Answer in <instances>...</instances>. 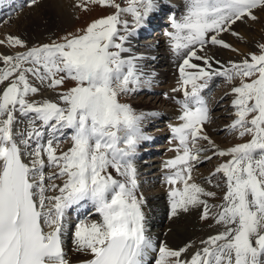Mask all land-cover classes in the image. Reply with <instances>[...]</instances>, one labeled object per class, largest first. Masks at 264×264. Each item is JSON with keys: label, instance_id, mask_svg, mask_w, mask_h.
<instances>
[{"label": "snow or ice", "instance_id": "snow-or-ice-1", "mask_svg": "<svg viewBox=\"0 0 264 264\" xmlns=\"http://www.w3.org/2000/svg\"><path fill=\"white\" fill-rule=\"evenodd\" d=\"M37 4L30 0V6ZM90 4L115 11L60 42L0 55V84L7 82L0 93V264H70L68 213L89 207L99 220L90 219L93 212L80 218L77 211L72 232L73 250L90 256L82 264H264V44L257 45L258 54H248L250 59L220 68L213 67L212 56L200 54L209 44L237 51L220 34L238 21L257 20L254 10H264V0H185L182 15L169 17L171 31L165 34L181 59L179 86L172 91L183 92L176 101L181 122L170 126L177 155L164 164L171 170L165 180L173 186L169 217L202 206L200 219L221 226L189 259L181 257L191 243L173 249L161 241L157 250L148 234L133 158L140 141L150 137L140 128L143 114L119 99L151 83L154 73H145L138 63L145 57L124 55L131 51L125 45L162 7L158 0H125V6L117 0H78L76 6L86 10ZM5 43L25 47L13 35L0 40ZM214 76L239 79L231 89L235 119L227 130L251 138L213 152L230 159L208 178L211 183V176L222 173L227 189L221 203L210 205L202 197L216 194L189 181L192 162L205 151L197 141L215 148L202 134L210 118L202 92ZM66 80L75 83L57 93L59 102L28 98L45 87L56 90ZM66 131L71 147L57 154ZM46 133L50 138L44 143ZM46 168L56 171L46 173ZM178 181L182 188L175 187Z\"/></svg>", "mask_w": 264, "mask_h": 264}, {"label": "bare ground", "instance_id": "bare-ground-1", "mask_svg": "<svg viewBox=\"0 0 264 264\" xmlns=\"http://www.w3.org/2000/svg\"><path fill=\"white\" fill-rule=\"evenodd\" d=\"M75 2L76 1L74 0H38L37 5L30 6V0H0V24H4L3 28L0 26V40H4L6 35H13L19 37L25 42V47L9 46L7 43L0 44V55L14 56L17 52L26 51L27 48L34 46L36 43H45L48 40V34H53V31L57 27L58 29H62L71 23V21H73L74 14L76 13ZM158 2L162 7L163 12L166 11L165 8H169V12H171L169 17L175 15L176 18H179L184 11L185 0H158ZM254 11L258 17L257 20L238 21L232 25L230 32H224L220 34V38L226 43L230 44L231 47L237 51H232L231 49L209 44L205 48L204 53H200L201 55L207 54L214 58V68H220L222 65L227 66L229 61L238 62L239 60H242L247 54V51L254 47V45L258 42V37L262 35V27H264V10ZM148 24L149 22L145 27L139 29L134 36L130 37L128 43L125 46L130 47L131 51L129 53H125L124 55H141L145 57V59L138 61V63L142 65L145 73H154V75L151 76V83L142 84L139 90H142L143 92L148 91L149 93L157 90L159 92L156 91L158 94H156L157 96L154 99H157V101L165 99L167 101L169 93L167 94V92H165V89L161 84L167 81L169 78L172 80L177 78V81L173 80V82H168L169 84L167 86H169V91L170 88H177L179 86L178 67L181 59L174 56L171 52L168 42L169 38L165 34L167 31H171L170 22L165 21L162 23L163 25L169 24V26L164 27V29L160 30L154 37L152 35L149 37L140 36L141 34L147 32ZM231 32H236L238 35L234 36L231 34ZM151 59H153V61H151ZM216 60L220 61L219 65L215 63ZM194 62L201 63L200 61ZM0 67H3L2 61H0ZM29 79L32 80L34 84H37V82L31 76ZM209 85L210 81L208 87ZM6 86L7 82L0 84V93H2L3 88ZM37 86L39 87L38 84ZM167 86L164 87L166 88ZM171 94L172 95L169 96V98H178L176 93ZM28 98L30 100H41L47 98L59 102L58 95L53 90L47 89L46 87L42 88L39 94L31 95ZM140 107L148 111H156V108L150 103L143 101L136 103V108ZM172 112L175 113V111ZM156 114L159 116L158 113ZM162 114L163 113H161V115ZM157 116L155 115V117ZM178 123L176 122V125H178ZM25 126L26 121L24 123L14 125V130L15 128H23ZM174 157L175 156L168 155L165 162L169 159H173ZM170 171L171 170L162 167L161 172H163V175L161 177L164 179L165 183L159 186H161V191L164 192H159V190L157 195L154 194L150 196L149 194V196L152 198L148 197L146 199V203L151 201V199H156V204L154 206L149 205L148 208L143 206V210L147 218L146 227L148 234L153 237L156 243L157 250L161 241L165 242L173 249H178L186 244L191 243L192 246L185 254H182L181 257L182 259H189L191 255L197 251V249L202 247L200 241L206 239L210 235L216 234L221 230V226L216 225L212 219L209 223H204L202 221L199 223L196 220L197 217L195 212L188 213V211L186 212L187 214L184 215L185 219L182 217L176 218V215L172 217L170 221H168V219H170V208L167 191L169 192L170 188L173 186L169 185L164 177H166ZM45 172L47 173V168L45 169ZM113 175H115L114 171ZM160 182L161 178L157 179V183L159 184ZM181 185L182 184L178 181L175 187ZM77 211L81 213L82 210H70L68 217L70 216V213L75 215ZM166 221H168L170 224L166 225V227L161 226ZM70 234V232L67 233L65 238L67 259L69 260L70 264H82V262L89 259L90 256L85 253L73 250L72 236L68 237ZM155 254L156 252L150 253V259H152Z\"/></svg>", "mask_w": 264, "mask_h": 264}, {"label": "rangeland", "instance_id": "rangeland-1", "mask_svg": "<svg viewBox=\"0 0 264 264\" xmlns=\"http://www.w3.org/2000/svg\"><path fill=\"white\" fill-rule=\"evenodd\" d=\"M74 1H76L75 2L76 13L74 14L73 21H71V23H69L67 26H65L62 29L61 28L58 29L57 27L53 31V34L50 35L48 34V40L42 44H49L52 43L53 41L60 42V38L67 35L68 33L75 34L77 33L78 29L86 28V26L92 20L104 17L115 11L114 8L102 7L97 4H90L85 10L76 6L78 0H74ZM117 2L120 3L121 6H125V0H117ZM121 18L131 21V17L127 14H122ZM167 20H168L167 15L166 16L164 15V17L162 16L160 19L154 20V23L155 22L158 23L159 21H160L159 23L161 22L163 23ZM1 24L0 26L3 28L4 24L2 25ZM162 26L168 27L169 25L164 24ZM262 31H263L262 35L258 37V42L254 45V47L250 48L247 51V54L243 57V59L244 58L250 59V56L248 55L249 53H257V54L259 53V49L257 45L264 44V27H262ZM156 34H157L156 32L152 33V36H155ZM40 44L41 43H36L35 45H40ZM151 61H153V59H151ZM168 80L161 84L165 89V92H167V94L169 93L167 101L165 99L161 101L160 100L157 101V99H154L157 96L156 94H158L156 93L157 90L149 93L148 91L143 92L142 90L137 89L136 91H133L126 95H121L119 97L122 103L129 104L137 114H143V118L140 121V128L141 131L144 133V135L150 137V139L148 140L140 141V143L137 145L136 155L133 158V163L137 170V181L139 185L137 192L138 195H143L145 201L144 203L145 208H148L149 205L154 206L156 204V199H151V201L147 202L148 203L147 205L146 199L148 197L154 194L157 195V193L159 192H164L161 191L160 188L161 186H159L165 183L164 179L161 177L163 175V172H161L162 167H164L165 160L168 157V155L176 156L177 154L175 150L177 147L175 146L178 145V141L175 142V140L173 139L170 126H175L176 122L177 123L180 122L177 119V117L181 114L180 105H178L176 101L183 99V92L182 91L173 92L172 90L174 88L172 89L170 88L169 91L168 89L169 86H167L169 84L168 82H173V80L177 81V78L173 80L169 78ZM74 83L75 82L72 80H66L61 87L53 91L57 94L58 92L73 87ZM238 84H239V79L227 81L223 76H214L210 81V85H209L210 88L208 87L204 89L202 92V95L207 103V107L209 110V117H210L209 120L205 122L203 125L204 129L202 134L208 136L209 140L212 141V144L215 145V148H213L212 145H210L207 140L197 141V147L203 148L205 149V151H202L198 154L199 161L192 162L191 180L189 182L197 183L201 187H203L206 191L214 192L216 194L214 197H202V199H206L210 205L221 203L222 197L227 189L224 184V178L222 173L217 174L216 176H211V181H212L211 183L208 182V178L210 177V174L215 171L216 167L220 163L226 162L228 159H230V157L228 156L220 157L217 155H213V152L216 151L217 149H226L237 143H244L251 138L248 135L241 138L238 137L235 132H229L227 130V125H229L235 119L234 116L235 109L231 106V101L234 99V95L232 94L231 89L234 86H238ZM161 85L160 87L162 88ZM164 86L167 87L165 88ZM171 93H176L178 95V98L177 97L169 98V96L172 95ZM139 101L150 103L153 107L156 108V111L155 112L148 111L142 107L136 108V103ZM172 111H175V113ZM156 113H158L159 116H157ZM161 113L163 114L161 115ZM155 115L157 117H155ZM250 118L251 117L249 116V119ZM69 134L70 132L66 131L65 134L61 137L59 142V148L57 149V154H59L60 151H66L69 147H71ZM57 135L60 134L57 133ZM49 138L50 137L46 133L44 136V143H46ZM206 157H211V159H206ZM49 171L54 172L56 171V169L47 168V172ZM159 178H161V182L158 184L157 179ZM55 182L59 183L61 181L57 180ZM217 185H219V187H217ZM176 187L182 188L183 185ZM89 212H93V209L91 207L82 210L81 211L82 214L79 212L80 218L87 216ZM193 212H195L196 214L197 222L201 223L202 221L204 223H209L211 221V219H206V220L200 219L202 213V206L189 208L188 213H193ZM71 214L72 213H70V216L68 217V224H69L68 233L69 232L71 233L70 235H68V237L72 236V232L74 231L75 224L77 223L76 214L75 215L73 214L71 215ZM186 214H187L186 212L183 213L181 211L179 212L176 218L182 217L183 219H185L184 215ZM171 218L168 219V221H170ZM90 219L99 220V216L93 212ZM168 221L164 222V224H162L161 226L166 227V225L170 224L168 223ZM155 256L152 257V259L150 260L154 261Z\"/></svg>", "mask_w": 264, "mask_h": 264}]
</instances>
